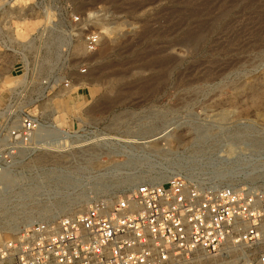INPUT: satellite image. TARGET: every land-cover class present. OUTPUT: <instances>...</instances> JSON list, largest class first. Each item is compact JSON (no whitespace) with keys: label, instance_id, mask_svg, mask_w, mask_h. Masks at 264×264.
I'll return each instance as SVG.
<instances>
[{"label":"rangeland","instance_id":"obj_1","mask_svg":"<svg viewBox=\"0 0 264 264\" xmlns=\"http://www.w3.org/2000/svg\"><path fill=\"white\" fill-rule=\"evenodd\" d=\"M44 3L99 12L103 43L85 76L66 66L71 89L24 96L58 140L1 182L0 240L145 182L264 183V0H0L5 30L32 38ZM14 67L0 69L1 105Z\"/></svg>","mask_w":264,"mask_h":264},{"label":"built area","instance_id":"obj_2","mask_svg":"<svg viewBox=\"0 0 264 264\" xmlns=\"http://www.w3.org/2000/svg\"><path fill=\"white\" fill-rule=\"evenodd\" d=\"M38 10L41 27L19 42L5 30L0 9V69L13 64L12 75L21 73L0 104V192L3 180L21 175L34 159L37 144L58 140L43 136L44 122L24 96L34 85L71 89L66 66L85 76L88 57L103 43L99 12L84 16L51 3ZM258 156L264 160V151ZM0 264H264V183L145 182L81 214L51 213L0 240Z\"/></svg>","mask_w":264,"mask_h":264},{"label":"bare ground","instance_id":"obj_3","mask_svg":"<svg viewBox=\"0 0 264 264\" xmlns=\"http://www.w3.org/2000/svg\"><path fill=\"white\" fill-rule=\"evenodd\" d=\"M159 138H160V137H159ZM159 138H155V139H153V141H154V140H157V139H159ZM83 212H84V211H83ZM83 212H78V213H75V214H81V213H83ZM34 222H35V221H33V220L30 221V222H29V223H30L29 226H30L31 224H33Z\"/></svg>","mask_w":264,"mask_h":264},{"label":"crops","instance_id":"obj_4","mask_svg":"<svg viewBox=\"0 0 264 264\" xmlns=\"http://www.w3.org/2000/svg\"><path fill=\"white\" fill-rule=\"evenodd\" d=\"M1 99V98H0ZM1 102H3V100H0V104H1Z\"/></svg>","mask_w":264,"mask_h":264}]
</instances>
